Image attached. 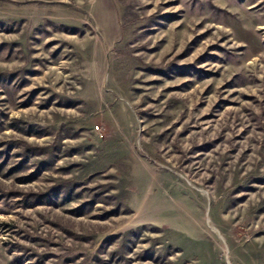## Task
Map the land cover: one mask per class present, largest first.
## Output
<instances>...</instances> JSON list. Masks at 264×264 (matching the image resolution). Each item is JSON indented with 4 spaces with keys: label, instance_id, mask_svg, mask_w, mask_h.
Returning a JSON list of instances; mask_svg holds the SVG:
<instances>
[{
    "label": "rangeland",
    "instance_id": "obj_1",
    "mask_svg": "<svg viewBox=\"0 0 264 264\" xmlns=\"http://www.w3.org/2000/svg\"><path fill=\"white\" fill-rule=\"evenodd\" d=\"M0 264H264V0H0Z\"/></svg>",
    "mask_w": 264,
    "mask_h": 264
}]
</instances>
